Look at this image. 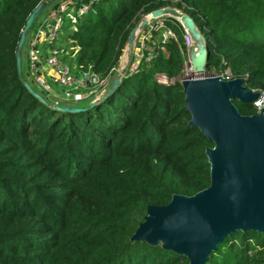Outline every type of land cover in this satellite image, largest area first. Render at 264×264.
<instances>
[{
	"label": "trees",
	"instance_id": "1",
	"mask_svg": "<svg viewBox=\"0 0 264 264\" xmlns=\"http://www.w3.org/2000/svg\"><path fill=\"white\" fill-rule=\"evenodd\" d=\"M42 1L0 0V264H190L162 244L132 239L150 206L211 186L206 151L214 144L190 126L179 81L187 61L183 26L167 23L180 45L164 42V29L154 32L145 51L152 59L101 103L63 113L29 66L23 79L17 69L22 32ZM169 6L191 16L207 38L209 73L229 72L264 92V0H103L76 30L64 29L72 41L60 38L71 51L64 62L107 76L140 20ZM70 47L78 48L74 58ZM161 76L174 83H160ZM234 103L243 116L256 114L253 105ZM207 264H264V233L228 236Z\"/></svg>",
	"mask_w": 264,
	"mask_h": 264
},
{
	"label": "water",
	"instance_id": "2",
	"mask_svg": "<svg viewBox=\"0 0 264 264\" xmlns=\"http://www.w3.org/2000/svg\"><path fill=\"white\" fill-rule=\"evenodd\" d=\"M56 1L44 0L29 16L17 50V69L23 79V53L30 31L39 17ZM170 17L189 35L188 67L194 74L181 80L185 110L195 127L214 144L206 155L211 165V186L192 197L176 195L166 206H150L134 241L162 244L185 256L190 264H207L225 239L238 232L264 233V109L243 116L235 101L252 105L261 93L248 90L244 79L222 80L207 71L208 41L194 19L175 7H165L145 16L132 30L122 71L96 102L85 107L59 106L63 113L86 111L113 94L126 76L139 36L152 21ZM123 62L121 61V64ZM208 75V76H207ZM25 87L46 100L24 81Z\"/></svg>",
	"mask_w": 264,
	"mask_h": 264
},
{
	"label": "built area",
	"instance_id": "3",
	"mask_svg": "<svg viewBox=\"0 0 264 264\" xmlns=\"http://www.w3.org/2000/svg\"><path fill=\"white\" fill-rule=\"evenodd\" d=\"M101 1L103 0H60L49 7L39 17L38 22L33 27V31L32 29L30 31L25 50L31 76L37 87L53 98L57 105L60 104L61 100L72 103L71 106H80L84 103L90 105L96 102L109 88V85L115 77L114 75L118 76L122 71L115 68L107 76H102L94 72L92 67L85 68L76 65L72 69L64 62L63 58L69 52L61 48L58 44L64 34L65 24L68 22L70 28L76 30L78 20L87 15L92 7ZM172 19L166 17L152 21L147 26L149 31L146 34L144 32L141 33L125 77H131L137 74L140 71V64L144 59L148 61L152 59V56L146 57L145 51L154 32H159L164 29L163 41L166 42L172 39L180 45L176 32L172 28L167 27L168 22L176 25ZM190 44L191 39L185 33L183 45L188 49ZM180 48L185 55L183 48L181 46ZM188 69L187 53L185 71H188ZM213 75L225 80L223 74L215 73ZM158 79L163 84H168L170 81L165 76L158 77ZM53 85L61 88V91L53 90ZM252 105L256 113H260L264 109V92H261L260 98Z\"/></svg>",
	"mask_w": 264,
	"mask_h": 264
},
{
	"label": "rangeland",
	"instance_id": "4",
	"mask_svg": "<svg viewBox=\"0 0 264 264\" xmlns=\"http://www.w3.org/2000/svg\"><path fill=\"white\" fill-rule=\"evenodd\" d=\"M58 1H56L55 2V4L57 3ZM45 13V12H44ZM143 19V18H142ZM141 19V20H142ZM140 20V21H141ZM68 22L65 24V28L68 26ZM139 24V23H138ZM73 31H74V28H71ZM70 29V30H71ZM69 30V31H70ZM71 30V31H72ZM32 31H33V28H32ZM149 31V28L148 27H146L145 29H144V34H146V32H148ZM71 34V33H70ZM69 33H67L66 31H65V33H64V38H67L68 40H67V43H65V44H67V46H71L72 45V41H71V39H70V35ZM64 39H62V41H63ZM59 45H63L64 43H58ZM62 48L64 49L65 47L64 46H62ZM71 48V47H70ZM74 49V54L72 55L71 53H70V56H71V58H74V56L77 54V52H78V48H71V50H73ZM126 50V49H125ZM69 52H71V51H69ZM124 53H125V51H124ZM125 58H127V57H125V54H123V56H122V58H121V61L123 62L122 64H120L121 63V61H120V63H119V65H118V67H117V69L118 70H122V68H123V66H124V63L125 62H127V59H125ZM27 68H28V60H27V55H26V50H24V53H23V69H24V71L26 72L27 71ZM119 71V72H120ZM116 73H118V72H116ZM194 74L188 69V71H185L184 70V76L183 77H185V76H188V77H192ZM224 76V79H225V81H230L231 80V76H230V74L229 73H224L223 74ZM115 76V78L117 77L116 75H114ZM113 76V77H114ZM208 76V75H207ZM182 77V78H183ZM182 78L181 79H179V81L181 82V80H182ZM168 83H174V81L173 82H168ZM52 88H53V90H56V91H61V88H59L58 86H55V85H53L52 86ZM60 104L62 105V106H71L72 105V103H70V102H66V101H63V100H61L60 101ZM87 103H84L83 105H86ZM76 107V106H75ZM147 217V216H146ZM137 231V230H136ZM135 234V233H134Z\"/></svg>",
	"mask_w": 264,
	"mask_h": 264
},
{
	"label": "crops",
	"instance_id": "5",
	"mask_svg": "<svg viewBox=\"0 0 264 264\" xmlns=\"http://www.w3.org/2000/svg\"><path fill=\"white\" fill-rule=\"evenodd\" d=\"M73 50H74V49H73ZM114 80H115V77H114L113 81H114ZM113 81H112V83H113ZM112 83L109 85V88H110V86L112 85ZM109 88H108V89H109ZM108 89H107V90H108ZM107 90H106V91H107Z\"/></svg>",
	"mask_w": 264,
	"mask_h": 264
},
{
	"label": "clouds",
	"instance_id": "6",
	"mask_svg": "<svg viewBox=\"0 0 264 264\" xmlns=\"http://www.w3.org/2000/svg\"><path fill=\"white\" fill-rule=\"evenodd\" d=\"M207 39V38H206Z\"/></svg>",
	"mask_w": 264,
	"mask_h": 264
}]
</instances>
